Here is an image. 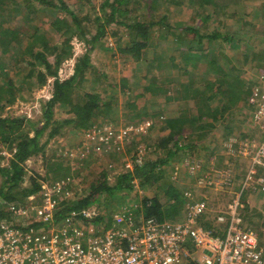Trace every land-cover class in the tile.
<instances>
[{
    "label": "rangeland",
    "instance_id": "1",
    "mask_svg": "<svg viewBox=\"0 0 264 264\" xmlns=\"http://www.w3.org/2000/svg\"><path fill=\"white\" fill-rule=\"evenodd\" d=\"M15 4H9L8 9L11 11L7 16L9 19L4 23L6 28L28 30L30 26L37 25L42 32H46L50 39L54 42L61 44V35L53 30L52 22L55 18H64L65 14L54 9L44 7L39 2L35 1L34 8L36 13L31 14V22L26 19L28 16V10L25 9V0H15ZM48 2H54L55 0H46ZM65 0L68 7L76 13L80 14V17L91 16L92 19L101 16V8L105 0ZM143 3L150 2V0H142ZM175 3L160 2L157 12L153 14H147L149 19L159 20V16L167 15L169 17V24L173 31V35L168 33V30L160 31L159 28H155L153 31V41L155 47L149 48L147 56L138 61L137 58L123 55L119 50V46L125 47L128 43L127 30L124 27L112 26L108 29L107 37L98 42L95 50L91 52V64L94 68L98 69L103 77L96 79V74L89 72L82 83V92L87 91L93 94H98L101 102L106 103L105 107H101L102 114L95 118L94 128H104V125L113 127L118 134L121 129L134 128L131 134L127 137L118 139L119 147L115 144L111 149L104 150L100 155H90L85 159L68 160L66 158L67 152L78 148L83 142H87V137H84V133L80 130H74L71 127H65L61 130V135L52 139L47 147L45 156L36 157L27 161V177L25 178L24 187L30 185V178L35 174L40 177L39 182L50 181L53 182V175L47 172L46 159H50L55 162L68 163L73 168L77 165V170L74 172L71 170L69 176H73L76 181L84 188V194L87 191L88 184L93 181L99 173H106L111 185H114L117 179L125 174L124 165L127 162H133L135 157L144 151L146 160H157L161 155L165 156V152L159 151L157 148L158 143L162 138L169 134L168 121L171 119H177L183 116L197 115L206 111L210 106H205L204 96L206 93L205 86L207 82H215L222 79V72L208 65L209 62L218 56H227L231 62V66L228 67V63L221 61L220 66L224 72H230V68H235L239 78L247 83V88L259 86L263 88L264 83L260 80V72L264 71V0H215L221 7L218 9L217 14L213 15V19L202 23L198 14L207 15L214 12V8L211 5H202L203 1L198 0L193 3L190 0H175ZM58 3V1H56ZM84 6V8H82ZM263 6V7H262ZM20 7L22 14L15 13L14 10ZM261 8V9H260ZM109 12V9L107 10ZM146 14V10L141 8L137 11L134 17L131 19L134 21L136 18L143 20V15ZM69 21L71 20L68 16ZM132 21H128L132 24ZM86 23V22H85ZM194 27L198 28L199 37L194 34H180L184 39L181 43L185 49L193 47L194 52H200L201 48L207 51L206 59L199 62L197 58H192L198 61L194 68H188L184 71L182 49L181 45H178L176 34L179 35L178 29ZM114 32V33H113ZM218 32L225 36H237L239 40L238 47H232L224 39L219 38L216 42L210 43L206 37L207 34H214ZM96 33L95 30L92 31ZM116 34V35H114ZM161 34H165L162 36ZM203 38V39H200ZM202 41V42H201ZM201 42V44H200ZM26 46L27 41L24 43ZM25 45L18 46L13 44L10 49L8 58L14 59L19 55ZM201 45V46H200ZM73 57L70 60L64 61L59 71V79L61 81L70 79L75 74V65L79 57L82 56L85 46L77 39L72 42ZM163 53V60H159V54ZM1 55V50H0ZM57 54L54 53L50 57V62L53 64L57 59ZM10 59V60H11ZM173 59V60H172ZM180 67H176L171 62ZM149 62H153V66L149 65ZM21 65L13 66L12 77L14 78L17 86H21L25 81L29 67L24 66V69L19 68ZM190 70V72H189ZM99 76V75H98ZM101 76V75H100ZM154 78V79H153ZM52 80V83H50ZM131 88L127 91L125 83ZM171 80V82H168ZM55 79L50 78L47 84L43 88L38 87L36 78L30 80L33 83V87L28 91L20 93L16 103L10 107H6L5 111L0 114L3 117H22L26 116L28 119L38 121L43 118L42 107L48 100L49 94L53 93V85ZM161 82L162 89L158 90L157 94L148 93L146 96L141 97L145 86L152 85ZM191 84V89L188 92L186 101H177L172 99L168 100V96H174L176 91H180V84ZM235 84V83H234ZM233 84V86H234ZM260 84L262 86H260ZM224 87V83L220 84ZM30 90L32 94L30 95ZM250 93V96L251 97ZM28 101L23 100L21 97L30 98ZM169 98V97H168ZM249 99V98H248ZM219 95L211 101L213 109L223 108ZM246 103H240L239 106H235L232 109V113L226 115V117H218V122H214L212 119H205L204 122H213L215 129L211 131L207 139L201 141V146L195 150H187L185 148L180 154H178L176 161H171L166 170V179L153 188L134 189L131 192L132 199L127 197V200L116 201L111 208L115 209L126 204H131L135 199L154 198L158 196L163 204H168L171 199L168 195L167 188L172 186L181 194L186 190L195 191L196 177L190 174V167L199 164L205 171L210 168L211 164H215L214 158H216V168L221 171L222 168H226L232 171L233 185L202 189L200 198L209 203L211 208L214 209L213 214H209L204 220V223L215 222L216 217L220 215V212L227 211L233 200L243 191L241 195V202L245 209L242 211V218L247 227L253 229L260 240L261 246L264 249V192L243 190V182L247 177L249 166L251 165V156H243L239 153L240 148L244 144L249 143H262L264 141V134L260 127L254 126L251 123L252 113L249 114V107L247 98L244 97ZM136 105L138 107L137 112L146 114V119L136 121L134 119L133 107L129 105ZM129 106V107H128ZM254 108L252 109V111ZM210 115V113H208ZM30 116V117H29ZM68 116L66 111L61 107L55 109V119L64 120ZM102 122V127H99ZM149 123L150 126L145 132L138 131L140 124ZM92 127V129H94ZM29 129V128H28ZM91 130V129H89ZM202 131L197 130L196 127L186 126L185 132L182 134L184 140L187 139L191 143L198 142V136ZM34 135L32 134L31 137ZM46 138H44V141ZM183 145H186L184 141H181ZM82 143V144H81ZM228 144V145H227ZM236 144L228 151L229 145ZM93 148L95 147L93 144ZM228 148V149H227ZM130 149V150H129ZM129 150V151H128ZM235 150H237L235 152ZM209 151L214 152V155L209 159ZM0 152H2L3 158H10L11 154L8 152L7 146H0ZM235 152V153H234ZM234 153V154H232ZM229 154H232L229 156ZM236 154V155H235ZM185 161L186 166L180 167L179 178L174 180L172 175V166L176 163ZM66 162V163H65ZM9 160L3 159L2 166H7ZM177 165V164H176ZM203 166V167H202ZM78 168H80L78 170ZM261 171L259 170V174ZM200 174V173H199ZM198 174V175H199ZM59 180V179H58ZM0 177V186H1ZM137 180L133 183L135 184ZM143 192L140 195L139 192ZM12 205L13 203H9ZM5 200L0 199V209L2 211L9 205ZM29 205V203H28ZM27 205V206H28ZM108 202L105 197L102 198L100 204L96 205L99 208L105 207L106 210ZM184 215V214H183ZM180 215L179 218H182ZM113 220L110 221V226L113 227ZM221 229L224 230L225 226L221 225ZM203 254L204 252H200ZM208 254H205L207 256Z\"/></svg>",
    "mask_w": 264,
    "mask_h": 264
},
{
    "label": "trees",
    "instance_id": "2",
    "mask_svg": "<svg viewBox=\"0 0 264 264\" xmlns=\"http://www.w3.org/2000/svg\"><path fill=\"white\" fill-rule=\"evenodd\" d=\"M35 1L42 4L44 7H48L65 14L64 18H55L52 22L53 30L61 35V44L52 43L53 39L44 31L40 30L37 25L30 26L31 29H11L6 28L4 23L9 19L7 16L11 11L8 9L9 4H15V0H0V109L3 113L6 107L14 105L20 96V93L28 91L34 85L30 80L36 78L39 88H43L50 78L55 79L53 85V97L50 101L46 102L42 107L43 118L38 121L28 119L26 116L22 117H3L0 114V146H7L8 152L11 154L10 158H3L0 152V177L2 179L0 186V199L6 201L7 204L13 203L17 205L27 206L29 203V197L39 194L41 191L40 177L33 175L30 178V185L24 187L25 178L27 177L26 164L27 161L45 156L49 142L55 137L61 135V130L65 127H71L74 130H81L82 133L89 131L94 126L95 118L102 114L101 107H105L106 103H102L98 94H93L87 91L82 92V83L85 80L87 74L92 72L96 74V79H101L102 74L98 69L94 68L91 64V52L95 50L99 41L107 37L108 29L112 26L124 27L127 30L128 43L125 47L119 46V51L130 57H135L138 61L143 60L151 47H155L153 41V31L155 28H159L160 31L164 29L168 30L170 35H173L171 24H169V17L167 15H160L159 20L149 19L147 14H153L157 12L160 2L172 4L175 0H150V2L143 3L142 0H105L100 6L101 16L92 19L91 16L80 17V14L75 10H71L65 3V0H55L54 2H48L46 0H25V9L28 10V16L26 19L31 22V14L37 12L34 8ZM58 1V3H56ZM81 2L80 0H78ZM193 3L198 0H190ZM202 5H211L214 8L212 14L198 16L201 18L202 23L213 19V15L217 14L218 9L224 6H220L215 0H202ZM84 8V6L82 7ZM146 10V14L143 15L144 19L139 20L136 18L134 21L131 19L141 10ZM109 9V12L107 10ZM15 13L22 14L20 7L14 10ZM70 17V21L68 19ZM128 21H132L130 24ZM86 22V23H85ZM33 23V22H31ZM96 33L93 34L92 31ZM179 35L175 32L178 45H181L183 41V35L180 34H194L199 37L198 28L188 27L178 29ZM114 33V32H113ZM116 35V34H114ZM165 36V34H161ZM203 37L210 43L216 42L219 38L224 39L232 47H238L239 41L237 36L223 35L218 32L214 34H207ZM77 39L81 43H84L85 50L81 57L78 58L75 65V74L68 80L61 81L59 79V71L64 61L70 60L73 57L72 42ZM200 39H203L200 37ZM28 42L27 46L24 44ZM202 42V41H201ZM200 42V44H201ZM16 44L18 46L25 45V48L21 50L18 56L14 59L8 58L11 46ZM182 46V45H181ZM201 46V45H200ZM24 47V46H23ZM184 48V46H182ZM193 47L188 49H182L183 70L188 68H194L198 61L201 59L204 61L208 59L206 57L207 51L201 48L200 52L193 53ZM56 53L57 59L55 63L50 62V57ZM163 53L159 54V60H163ZM192 58H197L198 61ZM173 60V59H172ZM224 61L228 63V67L231 66V62L227 56H218L213 58L208 63L211 67L222 72L223 76L221 80L215 82L206 83V93L204 96L205 106H210L206 111L192 116H183L177 119H171L168 121L169 134L162 138L160 143L156 144L158 150L165 152V156H160L157 160H146L145 163L139 167L136 166L133 173H126L120 176L114 185L109 182L106 173H99L96 178L91 181L87 186L84 198L77 204L65 207L62 212L57 215L58 219L63 218L66 212L72 209L82 210L93 207L100 204L103 197L107 199L108 211H112L113 204L116 201L127 200V197L132 199L131 192L135 189V180L138 181L141 189L153 188L160 186L163 180L166 179V168L171 161H176L178 154H180L185 148L187 150H195L201 146V141L207 139L209 133L215 129L213 122H204L205 119H212L214 122H218V117H226V115L232 113V109L235 106H239L240 103L245 104L244 97L249 98L252 93V88H247L248 85L241 80L235 71V68H230V72H224L220 66V62ZM175 61L171 63L174 64ZM19 66L24 69V66L29 67L25 81L19 87L17 86L14 78L12 77L13 66ZM150 66H153V62H149ZM175 65V64H174ZM176 67H180L175 65ZM188 67V68H187ZM26 71V69H24ZM190 72V70H189ZM261 72H264L263 70ZM99 75V76H98ZM101 75V76H100ZM154 79V78H153ZM125 88L130 91L131 88L127 86L125 80ZM168 82H171L169 80ZM224 83L225 88L220 84ZM235 83V84H234ZM234 84V86H233ZM161 82L153 83L152 85L145 86L141 97L146 94H157ZM180 91H176L174 96H168L167 99L172 101H186L188 92L191 89V84H180ZM32 90H30V95ZM219 95L221 100H218L223 108L213 109L211 101ZM23 100L28 101L30 98L21 97ZM133 107L134 119L136 121H142L146 119V114L137 112L138 107L136 105H129ZM128 106V107H129ZM56 107L63 108L68 116L64 120L55 119ZM249 114L252 109L249 108ZM210 113V115L208 114ZM251 118V117H250ZM102 122L99 127H102ZM196 127L197 130L202 131L198 136V142L191 143L187 139H183L182 134L185 132L186 126ZM29 128V129H28ZM34 135L31 137V135ZM44 138L46 140L44 141ZM181 141L187 142L183 145ZM130 150V149H129ZM128 150V151H129ZM214 155V152L209 151V159ZM9 160L7 166H2V160ZM47 172L53 175V180H58L69 176L71 170L74 172L76 167L69 166L68 163L55 162L50 159H46ZM80 168H78L79 170ZM50 182V181H46ZM170 200L168 204H163L158 196L154 198L135 199L134 202H138L146 217H154L160 221L176 220L180 215L184 214L185 201L181 192L168 186L167 188ZM6 217L4 210L0 209V219ZM207 229H213L214 223H204ZM220 229L221 227L218 226ZM219 235V234H217Z\"/></svg>",
    "mask_w": 264,
    "mask_h": 264
},
{
    "label": "built area",
    "instance_id": "3",
    "mask_svg": "<svg viewBox=\"0 0 264 264\" xmlns=\"http://www.w3.org/2000/svg\"><path fill=\"white\" fill-rule=\"evenodd\" d=\"M259 74L264 83V72ZM49 97L48 100L53 97L52 92ZM247 104L254 108L251 123L264 134L262 87H253ZM104 126L86 131L83 136L87 142L67 152L66 158L82 160L91 154L100 155L114 144L119 147L118 139L127 137L134 129L124 128L116 134L113 127ZM149 126L144 123L137 128L143 133ZM234 145H229L228 151ZM239 153L252 157L243 190L258 192L260 188L264 192V141L246 143ZM145 156L140 151L133 162L124 165V171L133 173L136 166L145 163ZM213 162L216 164V158ZM176 164L172 166L174 180L179 178L180 167L186 166L185 161L183 165L182 161ZM215 164L207 171L199 164L190 167V174L197 176L196 189L183 192L185 211L176 220L146 217L138 202L112 211L96 205L72 209L58 219L65 207L84 198V188L73 176L42 182L41 191L29 197L28 206L9 204L4 209L6 217L0 219V264H264V249L257 233L242 223L243 191L227 211L216 217L217 227L204 226V220L214 209L200 198L202 189L233 185L232 171H218ZM135 188L139 189L138 181ZM221 225L224 230L218 227Z\"/></svg>",
    "mask_w": 264,
    "mask_h": 264
},
{
    "label": "crops",
    "instance_id": "4",
    "mask_svg": "<svg viewBox=\"0 0 264 264\" xmlns=\"http://www.w3.org/2000/svg\"><path fill=\"white\" fill-rule=\"evenodd\" d=\"M263 6H264V5H263ZM263 6H262V7H263ZM212 7H213V6H212ZM260 9H261V8H260ZM236 39H237V37H236ZM238 41H239V40H238ZM214 225L217 227V224H216L215 222H214Z\"/></svg>",
    "mask_w": 264,
    "mask_h": 264
}]
</instances>
